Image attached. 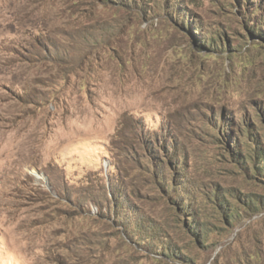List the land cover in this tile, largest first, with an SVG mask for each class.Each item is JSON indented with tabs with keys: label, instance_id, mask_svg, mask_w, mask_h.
Listing matches in <instances>:
<instances>
[{
	"label": "rangeland",
	"instance_id": "rangeland-1",
	"mask_svg": "<svg viewBox=\"0 0 264 264\" xmlns=\"http://www.w3.org/2000/svg\"><path fill=\"white\" fill-rule=\"evenodd\" d=\"M254 163L264 0H0V264H264Z\"/></svg>",
	"mask_w": 264,
	"mask_h": 264
},
{
	"label": "trees",
	"instance_id": "trees-1",
	"mask_svg": "<svg viewBox=\"0 0 264 264\" xmlns=\"http://www.w3.org/2000/svg\"><path fill=\"white\" fill-rule=\"evenodd\" d=\"M260 30V33L262 32L261 31V29H259ZM213 37H210L209 38V44H208V46L206 47V49H210V50H217L216 49V46H215V43H213V39H212ZM198 44V47H204V45H203V43L202 42H198L197 43ZM205 48V47H204ZM237 129H238V127H237ZM261 153V151H259L258 152V154H260ZM236 156L238 157V159H240L241 161H243L242 160V158H241V152L240 151H238L237 152V154H236ZM247 158H250V159H252V157H251V155H247V157H246V159ZM122 162V161H121ZM176 162H177V159H176ZM124 163V162H123ZM245 162L243 161V164H244ZM258 164L259 165H261L260 167H261V170H262V172H263V174H264V166L262 165V164H260V163H254L253 164V167L255 168V166L257 165L258 166ZM245 165V164H244ZM246 166V165H245ZM244 166V167H245ZM258 171H260V169H257ZM171 188H172V185H169ZM228 206V205H227ZM188 208V207H187ZM187 208H185V207H183V209L186 211V212H188V210H186ZM227 209L229 210V211H227ZM226 216H230L231 218H233L234 216H236V209L234 208V206L233 207H231V209L228 207H226ZM228 214V215H227ZM191 221V227H189V229H190V231L193 233V235L194 236H197L198 237V233H199V231H200V229H198V226L197 225H195V223H194V221L191 219L190 220ZM205 227V226H204ZM204 227H202V228H204ZM206 231H204V233H205ZM203 241V243H204V239L202 240Z\"/></svg>",
	"mask_w": 264,
	"mask_h": 264
}]
</instances>
